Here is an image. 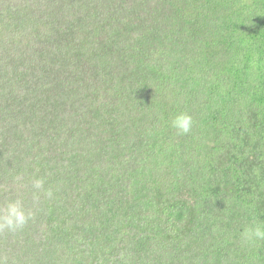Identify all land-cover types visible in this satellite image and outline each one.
Masks as SVG:
<instances>
[{
	"label": "trees",
	"instance_id": "trees-1",
	"mask_svg": "<svg viewBox=\"0 0 264 264\" xmlns=\"http://www.w3.org/2000/svg\"><path fill=\"white\" fill-rule=\"evenodd\" d=\"M16 199L4 264H264V0H0Z\"/></svg>",
	"mask_w": 264,
	"mask_h": 264
},
{
	"label": "clouds",
	"instance_id": "clouds-1",
	"mask_svg": "<svg viewBox=\"0 0 264 264\" xmlns=\"http://www.w3.org/2000/svg\"><path fill=\"white\" fill-rule=\"evenodd\" d=\"M193 118L186 112H180L175 115L171 121L172 127L176 129L178 135H187L191 132L193 127ZM44 186L43 179H35L33 181V188L40 190ZM48 197L52 196V191H46ZM35 199H39L38 194H34ZM33 218L31 212H26L22 201L16 199L7 204L6 213L0 214V231L5 229L16 231L22 229L30 219ZM245 242H253L254 240H264V227L256 225L255 227L246 228L243 232ZM0 264H4L0 260Z\"/></svg>",
	"mask_w": 264,
	"mask_h": 264
}]
</instances>
